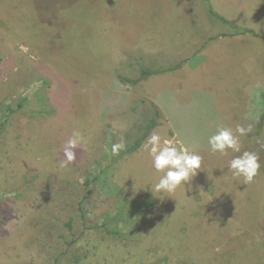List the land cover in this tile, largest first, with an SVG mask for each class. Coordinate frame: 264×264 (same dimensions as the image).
I'll return each mask as SVG.
<instances>
[{
	"label": "rangeland",
	"instance_id": "1",
	"mask_svg": "<svg viewBox=\"0 0 264 264\" xmlns=\"http://www.w3.org/2000/svg\"><path fill=\"white\" fill-rule=\"evenodd\" d=\"M263 93L264 0H0V264H264ZM153 134L204 157L173 193Z\"/></svg>",
	"mask_w": 264,
	"mask_h": 264
},
{
	"label": "clouds",
	"instance_id": "2",
	"mask_svg": "<svg viewBox=\"0 0 264 264\" xmlns=\"http://www.w3.org/2000/svg\"><path fill=\"white\" fill-rule=\"evenodd\" d=\"M252 131V126L247 128L237 125L235 130L221 128L212 135L208 143L211 150L221 154H227V150L240 152V137ZM83 140L79 132H73L72 138L64 149L66 160L71 162L76 159V149ZM264 146V145H262ZM124 148V143H114L111 147L113 154H119ZM142 149L148 151L153 160V167L163 175L156 182L151 191L155 193H173L178 187L190 184L198 171L202 168L204 157L187 146H177L174 142L162 139L160 135H151L142 145ZM260 155L255 151H243L229 161V170L235 177H243L246 183H250L259 174L261 169Z\"/></svg>",
	"mask_w": 264,
	"mask_h": 264
},
{
	"label": "trees",
	"instance_id": "3",
	"mask_svg": "<svg viewBox=\"0 0 264 264\" xmlns=\"http://www.w3.org/2000/svg\"><path fill=\"white\" fill-rule=\"evenodd\" d=\"M214 15H215L216 18H218L216 14H214ZM218 19L221 20L224 24H226L227 26H229L230 28L233 29V33L228 35V36H244V35H247V34H249V35L251 34L253 36H258L252 30L239 28L236 25L225 21L224 19H221V18H218ZM180 68H181V65H177L175 67H172V68L168 69V71H163V72H173V71L179 70ZM155 74H157V72L148 71V70H141L140 77L136 81H134L133 83L136 84L139 81L147 78L148 76H152V75H155ZM262 103H263V107H264V93L262 94ZM261 120H264V111H263Z\"/></svg>",
	"mask_w": 264,
	"mask_h": 264
}]
</instances>
